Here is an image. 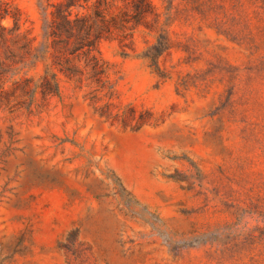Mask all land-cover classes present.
I'll list each match as a JSON object with an SVG mask.
<instances>
[{"label": "rangeland", "instance_id": "obj_1", "mask_svg": "<svg viewBox=\"0 0 264 264\" xmlns=\"http://www.w3.org/2000/svg\"><path fill=\"white\" fill-rule=\"evenodd\" d=\"M150 1L180 45L160 74L116 34L105 87L0 107V264H264V0Z\"/></svg>", "mask_w": 264, "mask_h": 264}, {"label": "trees", "instance_id": "obj_2", "mask_svg": "<svg viewBox=\"0 0 264 264\" xmlns=\"http://www.w3.org/2000/svg\"><path fill=\"white\" fill-rule=\"evenodd\" d=\"M88 1L37 0L42 24L33 34L32 28H24L21 8L0 0V107L31 112L60 98L61 76L105 87L109 63L100 44L116 34L121 39L145 35L142 51L123 45L119 55L144 61L156 74L161 58L180 48L170 30L172 22L162 20L150 0H94L86 12L74 14ZM68 238L67 248L75 247L79 230H71Z\"/></svg>", "mask_w": 264, "mask_h": 264}]
</instances>
